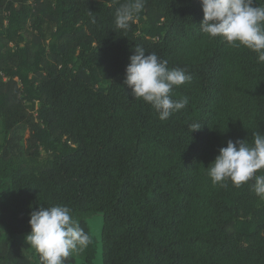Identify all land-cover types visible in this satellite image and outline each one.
<instances>
[{"label": "trees", "instance_id": "1", "mask_svg": "<svg viewBox=\"0 0 264 264\" xmlns=\"http://www.w3.org/2000/svg\"><path fill=\"white\" fill-rule=\"evenodd\" d=\"M117 6L0 0V264H33L20 236L54 205L92 237L65 264H96L99 247L102 264H264V199L206 169L228 140L264 133V63L202 33L200 0H146L127 32ZM137 45L191 76L166 120L123 84Z\"/></svg>", "mask_w": 264, "mask_h": 264}, {"label": "clouds", "instance_id": "2", "mask_svg": "<svg viewBox=\"0 0 264 264\" xmlns=\"http://www.w3.org/2000/svg\"><path fill=\"white\" fill-rule=\"evenodd\" d=\"M114 10V28L122 32L130 30L140 18L146 0H125ZM203 19L199 29L209 38H221L234 48H246L256 53L257 62L264 63V4L257 0H200ZM91 24L96 18L88 13ZM135 46L125 68L123 84L131 89L134 99L149 104L160 120L184 109L189 101L181 97L173 99V89L190 82L191 76L184 68L169 67L168 60L155 52H147ZM201 128L199 122L189 124L191 131ZM210 165V166H209ZM207 175L211 182L224 186L230 181L235 187L253 181L252 190L264 199V133H252L247 139L228 140L226 147L210 162ZM30 232L25 240L38 254L41 264H65L73 254L82 252L92 237L80 226L67 205L41 206L29 213Z\"/></svg>", "mask_w": 264, "mask_h": 264}, {"label": "rangeland", "instance_id": "3", "mask_svg": "<svg viewBox=\"0 0 264 264\" xmlns=\"http://www.w3.org/2000/svg\"><path fill=\"white\" fill-rule=\"evenodd\" d=\"M0 142H1V127H0ZM87 227L99 240V236L102 228V216L97 215L94 218L88 220ZM26 235L27 234H23L20 236L21 242L23 244V253L34 264L36 261H38L39 257L37 256V252L27 244L25 240ZM5 240H6V232L5 229L0 225V244L3 243ZM83 255H84V250L82 252L75 253L72 256L82 259ZM96 264H102V254L100 247L98 249Z\"/></svg>", "mask_w": 264, "mask_h": 264}]
</instances>
